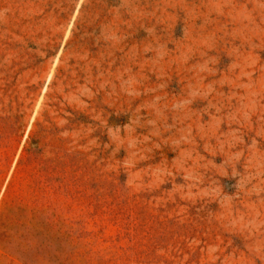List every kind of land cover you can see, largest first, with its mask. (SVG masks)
I'll use <instances>...</instances> for the list:
<instances>
[{"label": "rangeland", "instance_id": "374dc122", "mask_svg": "<svg viewBox=\"0 0 264 264\" xmlns=\"http://www.w3.org/2000/svg\"><path fill=\"white\" fill-rule=\"evenodd\" d=\"M0 264H264V0H0Z\"/></svg>", "mask_w": 264, "mask_h": 264}]
</instances>
